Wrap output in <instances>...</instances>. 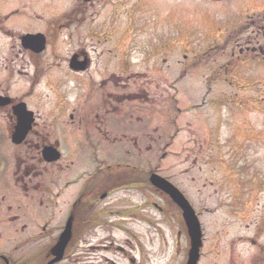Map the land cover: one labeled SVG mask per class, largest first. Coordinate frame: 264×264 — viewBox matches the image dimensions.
<instances>
[{
  "label": "flooded vegetation",
  "instance_id": "obj_1",
  "mask_svg": "<svg viewBox=\"0 0 264 264\" xmlns=\"http://www.w3.org/2000/svg\"><path fill=\"white\" fill-rule=\"evenodd\" d=\"M151 3L150 0H74L68 14L52 19L45 28L40 30L39 27L30 33L44 36L46 48L41 54H36L23 47L22 37L25 34L20 28L11 27L1 31L5 35L7 43L5 56L0 59L2 63L0 75L4 74V78L8 80L6 85L0 84V133L2 132L7 139H11L18 122L16 107L24 101V96L17 94L12 96L10 91L12 85L9 82L15 80L16 84L19 80L35 78L38 93L35 125L31 134L26 138L25 144L20 146L24 147L27 153L25 157H17L19 160L17 169L19 173H22L20 190L25 193L24 199L26 200H16V206L0 204V206L2 205L0 207V264H156L157 252L151 246V244L153 245V239L150 238L152 234L149 232L142 236L138 230L135 231L132 227L133 221H142L145 225L155 227L156 209H159L165 217L167 214L168 219L174 223L171 210L177 212L179 217L175 219L178 221L179 231L177 230L172 236V256L178 259L179 256L186 255L187 259L189 240L188 232L183 224L182 211L168 195L152 186L150 178L151 175L157 173L164 176L194 206V202L190 198L194 192L192 188H189L188 183L189 181L195 183L197 179L189 180L188 175H191L198 163L200 165L198 168L206 173L208 167H216L214 166L215 159L202 157V152H200V154H196L199 157L192 160L189 170H181L178 173L175 167L174 169L171 167L170 177L164 175L167 172L166 168L164 173L157 168L156 158L151 161L149 168L140 166L141 161L139 160L144 153L143 150L145 149L147 153L151 152L157 142L155 135L157 127L152 125V122H150V126H146L152 117L151 112H148V119H144L145 116L141 114L139 108L141 103L150 105L149 108L156 106L158 82L155 71L157 69H148L151 68L149 65L155 53H150L149 58L143 59V63L139 61L140 64L147 67L143 73L130 71V68L127 67L126 71L114 72L99 81L88 79L95 59L103 52V45L113 42L115 38L122 41L126 39V43L135 44L137 47L141 45H143L141 47H148L149 44L152 45L158 41L154 25L151 23L153 14ZM236 8L237 11L234 15L244 16L245 21L249 24L248 27L256 29L257 33L264 37V0H241ZM101 15L104 20L96 23ZM122 17H126L123 21L125 25L117 23L119 20L122 21ZM37 20L40 22V14L37 15ZM140 20L145 24L138 27L136 24ZM149 23L152 25H146ZM143 32L147 34L146 44L139 43L140 34ZM250 40L251 38L248 37L247 43L250 44L247 46L245 44L238 46L237 50L233 49L231 63L233 62L237 67L251 61H261L259 63L264 68V41L257 42L255 46H248L252 44ZM61 44L70 47L67 57H64L59 49ZM185 50L194 56L199 54L193 48ZM185 55L184 58H186ZM62 59L69 60V64L74 70L73 74L80 79V83L84 84L77 94L74 109L70 115L72 126L78 130L77 134L80 135L72 155L78 160V165L75 162L65 165L66 157L63 155L59 162L50 165L45 164L41 158L42 149L49 144H54L62 154L60 139L51 142L46 126L41 125L44 123L45 114L40 112V77L52 69L58 68ZM125 62L126 60H124ZM44 63L46 65H43ZM45 66L47 67L45 68ZM31 68L33 69L32 75ZM40 68L42 69L41 73ZM109 83H113L116 86L115 89L108 88ZM125 83L126 86L129 85L128 88H125ZM5 86L8 87L5 88ZM78 109L81 118L74 121L73 113ZM85 112L86 114H84ZM83 116H87L88 119ZM111 127L116 128L122 134L115 135ZM118 127L120 128L118 129ZM100 128H105V131H101ZM94 133L102 135L105 143H111V147L118 143L131 144L129 147L134 149V153L127 149V152H116V155L113 156H116V160H123L125 155L133 154V158H136L135 161L139 165H135L133 168L125 166L123 169H112L111 166L93 169L82 168L81 164L88 161V150L93 147ZM177 133L172 141L178 136ZM257 139L259 140V138ZM100 155H103L102 159H98L96 155H94V159L100 160V164L103 165L108 160V156H112V152L100 151ZM191 156L193 153L183 152L180 153L179 159L185 161L183 165H187ZM69 157L71 158V156ZM119 166H124V164L119 163ZM55 169L68 174L64 187L59 183L61 175L57 179L55 178L53 185L56 189L59 188L57 192L54 188L51 190L40 184V177L50 171H53L54 175ZM183 177L186 179L181 180ZM36 179L38 182L35 183ZM214 179V177L210 180L209 177L202 179L204 182L207 181L204 185L202 184L203 187H213ZM81 180L82 183L76 189V185ZM73 186L75 188L72 189ZM256 190H264L262 180L258 182ZM132 192L144 197L143 202L147 203L148 209L154 211L152 215L142 218L137 205L133 203L130 206L125 205L127 199L125 196ZM29 197L31 200H28ZM157 197L164 200L163 206L157 205L155 202ZM66 198H69L67 202H61ZM114 199L115 201H112ZM109 202L111 203L108 204ZM237 203L239 201H234L233 204ZM108 208L117 209L108 212ZM29 209L33 215L30 223L25 212ZM115 213L120 220L110 222L108 215ZM197 213L204 232V246L199 264H264V208L259 216L256 214L259 213V210H252L251 213H254L255 216L251 217L249 223L245 225V234L232 237L227 231L222 233L220 230H217L216 234L210 238L207 237L205 224H207L206 227L217 228L216 224L220 222H203L202 213L199 211ZM68 218L72 221V239L65 250L63 260L55 262L53 249L62 235V222ZM29 225L35 232L29 231ZM223 228H226V223L223 224ZM242 230L243 228L240 232ZM27 232L31 234L28 235ZM22 236H25L22 241L15 242ZM37 238L40 239V247L36 249V252L29 253V248L21 246L23 244L28 246L30 241ZM94 240L101 242L98 245H93ZM237 244L240 245V249L236 247ZM210 256L217 259L219 263L210 259ZM167 264H172V262L169 261Z\"/></svg>",
  "mask_w": 264,
  "mask_h": 264
},
{
  "label": "rangeland",
  "instance_id": "obj_2",
  "mask_svg": "<svg viewBox=\"0 0 264 264\" xmlns=\"http://www.w3.org/2000/svg\"><path fill=\"white\" fill-rule=\"evenodd\" d=\"M23 1L26 0H0V8L3 12H10V10L19 8ZM150 1H152L150 7L153 8L151 23L154 25L158 41L152 45L149 44L147 49L142 48L141 46L143 45L137 47L135 44H132V47L129 48V56L133 55L132 57H127V40L122 41L115 38L113 42L103 45V52L95 59L88 79L99 81L101 78H106L114 72L118 73L127 69V66L130 68V71H144L147 67L140 63L144 62V58H149L150 53H155L156 57L153 56V60L149 65L151 68L148 69H157L155 77H157L158 91H156V106L153 108V110L155 108L156 110L154 114L151 111L152 117L150 118L157 126V133L155 134L157 142L154 144L151 152L147 153L145 149L143 150L144 153L140 156V166L142 168H149L154 158L158 161L159 157L165 153L167 155L166 160L162 162L161 168H157L161 172H165L166 168L167 172L164 175L170 177L171 167L172 169L175 167L178 173L181 170H189L192 166V160L199 157L196 154H200V152H202V157L215 159L214 166L216 167H208L206 173L202 172L201 168H198L200 166L198 163L191 175H188L189 180L196 178L199 181L196 180L195 183L189 181V188H192L194 192L192 193L193 198H190L194 202L197 211L203 209L201 211L204 213L203 222H220L216 224L218 229L206 227L207 224H205L207 237L210 238L213 234H216L217 230L222 231V233L227 231L231 237L234 235H244L245 225L249 223L251 217L255 216L251 211L259 210V213H256L259 216L264 208V190H256L258 182L260 180L264 182V68L259 63H250L242 65L234 71L227 72V69L231 70L232 68V66H228V55L233 52V49L237 50L238 46H242L245 41L246 46L250 44L247 43L248 37L251 38L250 41L252 42L248 46H255L257 42H263L264 37L259 35L256 29L248 27L249 24L245 21L244 16L234 15L237 11L236 7L241 0ZM45 2L47 0H40V16H44V18H49L50 15L57 11L65 12L71 4L70 0H56V3L51 1L43 6L42 4ZM36 5L37 2L35 3ZM46 7L47 9H44ZM42 9L45 10V14L42 12ZM33 10L35 11L30 4L28 13L14 18L8 24L10 27L14 25V27L20 28L24 34H30L39 27L40 30L43 29L42 21L40 20L39 22L30 15V11ZM102 16L96 23L104 20ZM125 19L126 17H122V21L119 20L117 23L119 25L121 23L124 24L123 21ZM144 24L145 22L140 20L136 26L141 27ZM161 32L170 39L180 36V42L176 41L174 43V45L178 46L177 49H174L176 46H171L169 48L170 51L164 48L167 46L166 41L169 43L170 40L161 37L158 34ZM146 38L147 34L141 33L139 43L146 44ZM2 44L0 37V47H2ZM186 44L188 50L193 48L200 56L194 57L191 53L188 54L185 50L187 48L184 46L181 49L180 46ZM69 48V46L59 47L62 55L66 57L69 55ZM136 49L138 60L134 57L135 53H133L136 52ZM184 54H187L185 55L186 59L184 58ZM67 60H62V67L67 66ZM124 60L129 61L124 63ZM43 65L46 64L44 63ZM41 68L40 73L42 71ZM30 72L32 75V68ZM217 72L220 74L213 79L212 83L218 82L219 84L212 85L209 78L213 73ZM35 80V78L29 77L28 79L19 80L16 84L10 81L12 96L14 94L19 96L28 94L30 85L34 84ZM48 82L52 85H49ZM203 85H206L207 89L209 87L211 89L216 88L209 96L208 94L205 95V91L202 89ZM53 86L57 88V93L49 91L52 90ZM124 86H126V83ZM7 87L5 86V88ZM83 87L84 84L80 83V79L67 72V67L66 70L62 68L52 70L50 79L42 81L40 86V100L43 99L42 95L46 92V101L41 100L43 104L42 107L40 105L41 112H43L42 110L48 112V116L43 118L44 123L42 125L47 127L48 133H52V141L55 140V133L58 135L62 149L71 158H73L72 155L80 139V135L77 134L78 130L69 123L71 120L70 115L74 109L77 94ZM128 87L129 85L125 88ZM35 89L36 86L33 92L30 90L28 96H25L27 106L33 110L36 109L35 103H37L35 101L37 97L33 98L37 92ZM106 92L108 93L109 91ZM204 98H207L206 101ZM220 100L221 102L218 103ZM201 103L202 106H200ZM193 104H199L201 108H197L199 106L193 107ZM149 107L150 105L141 103L139 106L141 114L144 116L148 115L150 113ZM176 108L180 109L178 113L175 110ZM73 114L74 121L81 118L79 109ZM151 120L147 122L146 126H150ZM173 122L176 124V129L174 127L175 131H179L180 133L173 140L174 143L169 144L176 133H172L171 131L172 126H174ZM48 123L52 126L50 129L48 128L50 126ZM216 126L219 128L216 129ZM100 130L105 131V128H100ZM111 130L115 135L122 134L116 128L111 127ZM169 132L170 135L168 134ZM257 138L261 141L260 144L259 142L256 143ZM92 141L94 145L92 149L88 150V161L81 164L82 168L107 167V163L101 165L100 160H97V162L93 160L94 155L98 156V159L103 158V155H100V151L112 152V156H108L110 159L108 161L113 165L115 162L117 164L116 156L113 155H116V152L125 153L128 147L131 146V144L127 143H118L111 147V143L106 144L102 135L98 133H94ZM183 152L193 153L187 165H183L185 161L179 159L180 153L182 154ZM26 153L27 150L24 147L13 146L2 132L0 133V204L17 205L16 201H14V198L17 196L16 190L18 189L15 181H21L22 176L17 168L15 171V163L17 162L19 165L17 157H25ZM85 159L87 158L85 157ZM91 161L96 163L93 164ZM132 161L131 157H125L122 162L132 163ZM199 162L201 163V160ZM65 165H68L67 162ZM224 166L226 168H222ZM119 168L123 169L121 166ZM55 171L54 175H45V181L40 178V184L42 187L45 186L51 190L54 188L55 192H57L59 188L56 189L52 182L59 175H62V173L60 170L55 169ZM15 172L16 176H14ZM206 177H209V180L212 177L215 178L212 181L214 183L213 187H203L207 181L204 182L202 179ZM185 179L184 177L181 178V180ZM82 180L76 185V189H78ZM66 181L63 180L60 184H63L64 187ZM34 182L36 183L38 180L36 179ZM136 194L132 192L125 196L127 198L125 205L130 206L132 203L137 205L142 218L152 215L154 211L148 209L147 203L143 202L144 197ZM24 196L25 193L20 191L15 199L22 200ZM68 200L69 198H66L61 202H67ZM235 200L239 201V203L234 205ZM112 201H115V199ZM127 201L128 203H126ZM155 202L160 206L164 204V200L159 197L155 199ZM117 208H108L107 211L113 212ZM155 212V227L153 225H145L142 221H133L134 225L132 227L135 231L138 230L142 236L150 232L152 234L150 238L155 237V241L151 246L157 252L156 264H167L169 261L172 264H184L186 255L183 257L181 255L178 259L172 256V236L177 230L179 231L178 221L175 219L179 217L177 212L173 209L171 210V217L174 218L175 223L168 219L167 214L166 218L159 209H156ZM118 217L116 213L110 214L108 215V220L116 222L118 219L120 220ZM225 223L226 228H223V224ZM62 225H65V223ZM242 228L243 230L240 232ZM27 234L30 235L31 233L27 232ZM23 237L25 238V236L19 237L15 242L22 241ZM100 242V240H94L93 245H98ZM21 246L29 248V253L32 251L36 252V249L40 247V239L37 238L30 241L28 246L25 244ZM236 247L241 248L239 244ZM210 259L219 263L214 257L210 256ZM241 260L243 261L242 258Z\"/></svg>",
  "mask_w": 264,
  "mask_h": 264
},
{
  "label": "water",
  "instance_id": "obj_3",
  "mask_svg": "<svg viewBox=\"0 0 264 264\" xmlns=\"http://www.w3.org/2000/svg\"><path fill=\"white\" fill-rule=\"evenodd\" d=\"M33 37L27 36L24 38L25 41L31 40ZM44 48V42L40 40V50L37 52H41ZM18 116V125L16 127L13 142L15 144H20L28 134V132L32 128L33 123V113L28 112L26 110V106L22 105L20 114ZM45 158L46 160L52 162L56 161L59 158V155L53 151V149H47L45 151ZM152 183L158 187L159 189L164 190L172 198L175 200L176 204L181 208L183 212V216L186 222V225L189 230V235L191 238V249L189 253V260L187 264H197L199 260V252L202 246L201 244V230H200V223L196 216V213L190 203L184 198V196L170 183L161 179L159 177H153ZM70 225H68L66 229V234L61 237L60 243L56 248V252L60 253V257L63 254V250L66 247L67 243L70 240Z\"/></svg>",
  "mask_w": 264,
  "mask_h": 264
}]
</instances>
